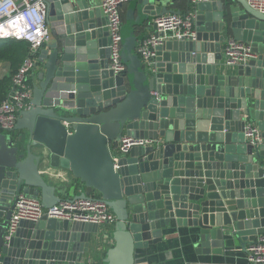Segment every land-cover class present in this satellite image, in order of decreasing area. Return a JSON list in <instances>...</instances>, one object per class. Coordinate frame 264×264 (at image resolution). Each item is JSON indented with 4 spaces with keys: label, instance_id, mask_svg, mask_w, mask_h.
<instances>
[{
    "label": "water",
    "instance_id": "water-1",
    "mask_svg": "<svg viewBox=\"0 0 264 264\" xmlns=\"http://www.w3.org/2000/svg\"><path fill=\"white\" fill-rule=\"evenodd\" d=\"M46 2L51 38L36 53L30 107L0 129V264H85L99 240L97 224L48 216L21 220L6 240L22 194L44 207L68 193L105 200L116 222L102 264H136L137 250L172 228L199 255L246 250L264 235V13L247 0H186L194 34L144 60L138 46L154 19L183 9L129 0L125 69L115 72L101 0ZM229 38L254 55L227 65ZM249 123L261 142L246 137ZM124 136L155 143L122 152ZM57 171L70 172L71 187Z\"/></svg>",
    "mask_w": 264,
    "mask_h": 264
},
{
    "label": "built area",
    "instance_id": "built-area-1",
    "mask_svg": "<svg viewBox=\"0 0 264 264\" xmlns=\"http://www.w3.org/2000/svg\"><path fill=\"white\" fill-rule=\"evenodd\" d=\"M200 1V0H193ZM102 8L108 17V27L111 36L112 68L115 72L125 69L122 63L121 27L122 6L129 0H101ZM256 10L264 13V0H247ZM48 8L46 0H0V38L25 40L30 44V52L23 64L12 77V85L7 97L0 103V129L9 130L16 124L21 110L30 107L32 88L29 76L36 60L37 50L43 47L51 38L47 24ZM194 15L190 13H168L154 19L156 30L148 33L138 46V51L144 60L154 54V48L167 39L190 37L194 34ZM5 38V37H4ZM225 63L234 65L252 57L248 43L229 38L224 47ZM246 137L252 143L261 142L258 128L249 123L245 129ZM153 139L132 138L124 136L118 149L128 151L134 145H151ZM43 216L94 223L99 226H113L116 216L105 200L98 195L88 198H66L51 207H44L40 199L20 195L9 222L5 239L8 240L16 231L21 220L37 221ZM248 264H264V235L249 244L246 249ZM87 264V263H85ZM94 264V263H88Z\"/></svg>",
    "mask_w": 264,
    "mask_h": 264
},
{
    "label": "crops",
    "instance_id": "crops-1",
    "mask_svg": "<svg viewBox=\"0 0 264 264\" xmlns=\"http://www.w3.org/2000/svg\"><path fill=\"white\" fill-rule=\"evenodd\" d=\"M122 6L123 16L126 17L127 5ZM186 0H177L175 7L183 9L185 13ZM153 28L151 29V31ZM146 30L148 34L151 32ZM1 39V38H0ZM226 42L224 43V47ZM12 75V69L8 62H0V78ZM29 84L32 88L31 81ZM11 87V86H10ZM46 172V171H44ZM54 172V171H53ZM56 178L62 185L68 188L72 185V175L67 171H57ZM74 180V179H73ZM81 187L76 188L75 194ZM69 194V193H68ZM66 195L63 199L72 198ZM112 226L101 225L99 240L93 242L90 250L85 254V263L102 264L106 251L111 247V238L107 236ZM261 236V235H260ZM259 236V237H260ZM249 244L246 246L248 248ZM69 264V263H66ZM136 264H248L246 260V250L241 246L228 248L223 255L197 254L194 246L190 243L178 228L165 231L164 239L158 244L150 245L146 248L138 249L136 252Z\"/></svg>",
    "mask_w": 264,
    "mask_h": 264
},
{
    "label": "trees",
    "instance_id": "trees-1",
    "mask_svg": "<svg viewBox=\"0 0 264 264\" xmlns=\"http://www.w3.org/2000/svg\"><path fill=\"white\" fill-rule=\"evenodd\" d=\"M123 22L125 17L123 16ZM30 52V44L25 40H18L15 38L0 39V62L6 61L10 64L12 75L0 78V103L7 97L12 85V77L17 73L24 60Z\"/></svg>",
    "mask_w": 264,
    "mask_h": 264
},
{
    "label": "bare ground",
    "instance_id": "bare-ground-1",
    "mask_svg": "<svg viewBox=\"0 0 264 264\" xmlns=\"http://www.w3.org/2000/svg\"><path fill=\"white\" fill-rule=\"evenodd\" d=\"M12 35H6V36H4L5 38H7V37H11ZM4 37H1V39H3Z\"/></svg>",
    "mask_w": 264,
    "mask_h": 264
},
{
    "label": "flooded vegetation",
    "instance_id": "flooded-vegetation-1",
    "mask_svg": "<svg viewBox=\"0 0 264 264\" xmlns=\"http://www.w3.org/2000/svg\"><path fill=\"white\" fill-rule=\"evenodd\" d=\"M97 195V194H96Z\"/></svg>",
    "mask_w": 264,
    "mask_h": 264
}]
</instances>
